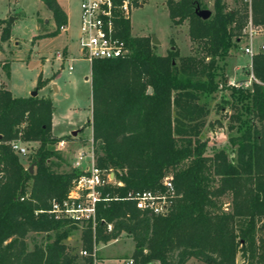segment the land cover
Instances as JSON below:
<instances>
[{"label": "trees", "instance_id": "16d2710c", "mask_svg": "<svg viewBox=\"0 0 264 264\" xmlns=\"http://www.w3.org/2000/svg\"><path fill=\"white\" fill-rule=\"evenodd\" d=\"M41 1L54 28L37 37L54 36L66 26L67 14L58 0ZM197 6L206 7L201 0H166L171 23L187 22L193 54L181 56L174 44L156 53L151 36L133 35L129 18L120 16L116 34L130 52L91 62V118L84 127H91L95 164L112 169L121 185L103 188L94 228L88 224L81 231L87 250L124 232L138 264H186L191 258L236 264L238 254L248 264H264V52L252 57L250 86L242 80L229 87L228 127L239 124V134L228 138L235 161L223 149L204 154L201 140L209 114L201 98L218 89V61L236 46L248 20L264 27V0H240L234 8L212 0L206 19L196 14ZM0 23L1 46L11 23ZM53 77L39 73L34 90ZM53 110L50 96H14L0 84V264H91L79 257L76 244L68 245L77 227L49 212L51 200L63 199L82 173L57 169L62 159L54 146L70 136L53 135ZM17 139L38 143L27 156L31 172L11 149ZM167 174L175 193L165 213L149 214L125 198L131 190H162ZM29 233H52L53 239L28 249Z\"/></svg>", "mask_w": 264, "mask_h": 264}, {"label": "rangeland", "instance_id": "374dc122", "mask_svg": "<svg viewBox=\"0 0 264 264\" xmlns=\"http://www.w3.org/2000/svg\"><path fill=\"white\" fill-rule=\"evenodd\" d=\"M79 1L62 0L70 15L73 26L71 33L60 31L54 36L39 39L37 37L39 34L54 28L53 19L49 17L51 12L45 4L41 0H0V20L10 17L12 19L10 38L7 42L1 43L0 46V48L7 46L0 53V84L2 86L5 87V82H7V86L16 95H29L34 90L38 73L42 70L44 75H49L51 60L66 44L69 45V57H73L71 74L67 72L65 64L55 78L56 87L52 83L46 90H38L39 94L50 93L53 98L56 133L66 132L68 127L70 128L72 125L83 124L86 116L90 113L91 89L89 82L84 79L85 76L91 77L90 62L76 56L78 46L73 36V32L76 33L79 24ZM201 1L206 6L205 8L210 11L213 10L212 0ZM225 2L229 8H234L240 0H225ZM129 21L133 35L156 36L160 41V44H155L156 53L163 55L171 47V44H174L179 49L181 56L193 54L187 33V22L184 21L179 25L171 23L166 8V0H146L142 6L131 9ZM4 25V23H0V33ZM260 28H262L261 32L253 38L254 51H259L260 45L264 41V27ZM246 43L247 38L242 35L236 46L230 49L229 55L224 60L218 61L215 71L218 89L211 96L201 98V101H206L209 108V114L205 117V125L201 131L202 152L210 155L219 149H223L232 162L235 161V152L230 147L228 138L239 134L236 129L239 124L234 122V129L228 127L230 124L228 117L232 113L230 108L232 97L229 87L239 86L242 80H245L246 87L250 86V62L252 58L243 51ZM43 57L46 58V62L44 66H41ZM69 57L68 59H70ZM6 60L11 65L10 78H6V65H8ZM78 132L76 134L77 140L70 142L67 146L64 145L66 147L57 149L58 144L54 146L61 159H65L67 163L69 160L71 163L74 162L77 152L89 151L91 146L94 149V145L91 143V128L80 129ZM79 138L80 141H78ZM26 145L28 153L26 156H20V159L26 167H29L31 164L27 156L33 153L38 143L31 142ZM85 165L86 163L83 162L82 166ZM69 169L71 168L63 166L58 170L68 171ZM223 200L228 201L229 198L225 197ZM81 231L82 229L77 228L67 238L68 245L76 244L77 250L83 246ZM52 239V233H29L26 237L27 247L32 249L34 244L46 243ZM95 245L98 257L101 259L128 257L134 248L133 240L124 232L115 240ZM93 246L94 242L91 249ZM186 264L205 263L191 258ZM236 264L248 263L238 254Z\"/></svg>", "mask_w": 264, "mask_h": 264}, {"label": "built area", "instance_id": "2783aa9c", "mask_svg": "<svg viewBox=\"0 0 264 264\" xmlns=\"http://www.w3.org/2000/svg\"><path fill=\"white\" fill-rule=\"evenodd\" d=\"M146 0H80L79 1V24L77 44L79 56L90 63L95 59H113L126 56L130 50L126 43L117 36L115 21L120 16L129 18L132 8L142 6ZM65 29L62 26L60 30ZM262 28L254 26L249 19L242 30L247 43L243 48L245 54L252 58L259 52H264V41L259 51L253 49V38L261 32ZM56 56L62 60V53L57 52ZM251 67V62H250ZM70 72L73 67L67 64ZM254 79L252 73L250 80ZM241 85V84H239ZM244 86L247 84L244 83ZM236 86V85H235ZM91 143L92 137H91ZM28 143L19 139L10 142L11 149L18 156H26ZM61 149L63 141L57 143ZM86 162L83 167L82 163ZM73 168H78L82 173L73 181L67 195L61 199H52L49 212L56 219H64L74 224L77 228L83 229L88 224L94 228L96 205L102 199V190L108 184L121 185L115 179L112 169L101 168L95 164L94 149L91 146L89 151H79ZM162 190L128 191L125 198L134 201L137 209L149 214H163L167 211L175 190L173 176L167 174L162 179ZM111 229V224H107ZM91 250L84 247L78 249L79 257H89L91 264H138L130 255L128 257L101 259L97 254V247ZM139 264H160L158 261H147Z\"/></svg>", "mask_w": 264, "mask_h": 264}, {"label": "crops", "instance_id": "0c3cea01", "mask_svg": "<svg viewBox=\"0 0 264 264\" xmlns=\"http://www.w3.org/2000/svg\"><path fill=\"white\" fill-rule=\"evenodd\" d=\"M58 2H59V4L61 5V7L64 9V11L66 12V14H67V24H66V26H65V29L60 30V31H67V32L71 33V31H73V26H72L71 21H70V15H69V12L66 10V7H65L64 4L62 3V0H58ZM49 17H52V15L49 14ZM48 19H49V18H48ZM78 21H79V19H78ZM13 27H14V25H13ZM13 27H12V33H13ZM73 34H74L73 36H74L75 41H76V44H77L78 28L76 29V33L73 32ZM188 38H189V37H188ZM39 39H41V38H39ZM37 40H38V39H37ZM189 41H190V40H189ZM15 44H17L16 41H15ZM159 44H160V41H159ZM190 44H191V42H190ZM6 45H7V44H6ZM77 46H78V44H77ZM6 47H7V46H3L2 48H0V53L3 52L4 49H5ZM59 52L62 53V57H63V58H62V60H61V59L58 58V57L56 56V54H55V57L51 60V63L49 64V67H50V74H49V75H44L43 72H42V70L39 72V73L42 74V77H43V78L51 77V75L54 74V77H53L52 79H50V81L48 82V84L45 85L44 87H42V88L39 89V90H46V89H47L52 83L54 84V83H55V78L59 75V71L61 70V68H63V66H64L65 64H66V66H67V64H71V60H72L73 57H72V58L69 57V54H70L69 45L66 44V45L61 49V51H59ZM79 53H80V51H79V46H78L76 56H79ZM73 55H74V54H73ZM68 57H69L70 59H68ZM79 57H80V56H79ZM80 58H81V57H80ZM6 62H7V60H6ZM45 62H46V58L43 57L41 66H44V65H45ZM7 64H8V67H9V75H6V78H10V66H11V65H10L9 62H7ZM71 65H72V64H71ZM66 69H67V68H66ZM72 70H73V69H72ZM72 70L69 72L68 69H67V72H68L69 74H71ZM90 71H91V63H90ZM39 73H38V74H39ZM90 75H91V72H90ZM37 76H38V75H37ZM84 79H85L87 82H89V84H90V89H91V77H90V76H85ZM53 86L56 87V84H54ZM5 88L8 89V90L12 93V95H14V96H19V95H16L15 93H13V91L7 86V82H5ZM29 95H30V94H29ZM37 95H38V96H50L51 99H52V103H53V98H52V96H51L50 93H42V94H39V93H38V90H37ZM20 96H28V95H20ZM53 106H54V105H53ZM54 109H55V106H54ZM90 117H91V104H90V113H89V115L86 116V118H85L83 124L81 123V124L72 125V126H70V128L68 127V129H67L66 132L56 133V132H55V121H54V110H53V114H52V133H53V135H54V136H57V137H64V136H69V135H71V136H70V139H68V140H62V141H63V144H62L61 149L64 148V147H66L67 144H69L70 142H72V141H74V140H77V139H76V137H77L76 134L79 133L78 130H80V129H82V128H83L84 130H85V129H88V128H91L90 126H85V127H84L85 122H86L88 119H90ZM73 132H76V133L73 134ZM90 136L92 137V132H91ZM78 141H80V138H79ZM81 141H82V140H81ZM59 142H60V141H59ZM64 145H66V146H64ZM57 149H58V148H57ZM83 151H85V150H83ZM77 154H78V152H77ZM76 159H77V157L75 158L74 162L76 161ZM58 162H59V166H58L57 169H60V168H62L63 166H64V167H70V168H73V167H74V166H73L74 162L71 163L70 160H69L70 163H69V162L67 163V162L65 161V159H64V160L62 159V161H58ZM84 162H85V160H84ZM60 163H61V164H60ZM85 163H86V162H85ZM114 258H118V257H114Z\"/></svg>", "mask_w": 264, "mask_h": 264}, {"label": "water", "instance_id": "95a60500", "mask_svg": "<svg viewBox=\"0 0 264 264\" xmlns=\"http://www.w3.org/2000/svg\"><path fill=\"white\" fill-rule=\"evenodd\" d=\"M195 12H196V14H197L199 17H201V18H203V19H206L207 17H209V15H210V13H211L209 9H207V8H200L199 6L196 7ZM9 21L12 22L11 17L9 18ZM151 42H152L153 44H156V45L159 44V40L156 38L155 35H151ZM148 91H150V89H148ZM30 95H31V96H36V95H37V90H33V91H31V92H30ZM75 133H76V132H73V134H75ZM28 169H29V171L31 172L32 169H33V165L31 164V165L28 167Z\"/></svg>", "mask_w": 264, "mask_h": 264}]
</instances>
